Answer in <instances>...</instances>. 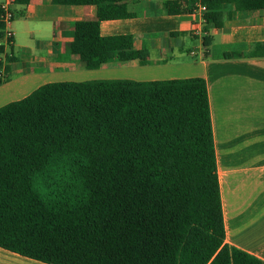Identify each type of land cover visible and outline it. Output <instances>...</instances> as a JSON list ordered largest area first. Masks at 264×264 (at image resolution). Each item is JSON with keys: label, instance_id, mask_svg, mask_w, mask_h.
<instances>
[{"label": "trees", "instance_id": "obj_1", "mask_svg": "<svg viewBox=\"0 0 264 264\" xmlns=\"http://www.w3.org/2000/svg\"><path fill=\"white\" fill-rule=\"evenodd\" d=\"M129 1L54 0L96 8L66 46L87 70L148 63L132 36H100L101 22L132 18ZM199 3L203 32L222 26L225 5L264 10V0ZM0 248L44 264H264L225 243L201 78L52 82L0 107Z\"/></svg>", "mask_w": 264, "mask_h": 264}, {"label": "crops", "instance_id": "obj_2", "mask_svg": "<svg viewBox=\"0 0 264 264\" xmlns=\"http://www.w3.org/2000/svg\"><path fill=\"white\" fill-rule=\"evenodd\" d=\"M176 2L183 13L165 8ZM12 19L24 25L28 40L3 49L0 107L52 82L201 78L206 83L225 243L264 263V10L222 9V26L203 32L187 0H130L132 18L103 21L102 37L130 35L135 50H147L148 63L110 62L87 70L68 53L78 21L93 20L94 6H68L54 0H0ZM17 15V16H16ZM200 27L203 35L193 29ZM210 38L205 49L203 36ZM196 42V43H194ZM34 46L32 47L31 45ZM43 51L19 62L13 50ZM0 264H44L0 248Z\"/></svg>", "mask_w": 264, "mask_h": 264}, {"label": "built area", "instance_id": "obj_3", "mask_svg": "<svg viewBox=\"0 0 264 264\" xmlns=\"http://www.w3.org/2000/svg\"><path fill=\"white\" fill-rule=\"evenodd\" d=\"M191 11H192V13L199 15V25L204 26L205 20H204L203 15L206 12L205 6L201 5L199 3V0H196V3L194 4V8ZM12 18H13L12 13L9 10V8L7 7V5H2L0 7V23L3 24V30H2L3 35H2V39H0V46H2L3 48L12 46L13 34H12L11 29H10ZM193 34L196 36H201V35H203V32H202L200 27H196L193 29ZM1 55L3 56V54H1ZM1 55H0V62L2 61ZM4 56L6 57L9 55L4 54Z\"/></svg>", "mask_w": 264, "mask_h": 264}, {"label": "rangeland", "instance_id": "obj_4", "mask_svg": "<svg viewBox=\"0 0 264 264\" xmlns=\"http://www.w3.org/2000/svg\"><path fill=\"white\" fill-rule=\"evenodd\" d=\"M16 18L17 17L12 19V22H11V25H10V29H11L12 32H17L19 34V37L16 36V38H17L16 39V43H21L24 40H28L29 36L25 35V31H24L25 27H24V25H22L20 22H16V20H17ZM194 43H196V42H194ZM31 46L33 47L34 44L31 45ZM6 52H7V55H9V56L11 55L9 47H6ZM13 54H14L15 58L19 62H26L29 59V57H33V56L40 57V56H43L44 52L40 51V50H36L35 52L29 53V52H25V51L20 50L19 48L15 47L14 50H13ZM1 58H2V55H1Z\"/></svg>", "mask_w": 264, "mask_h": 264}]
</instances>
